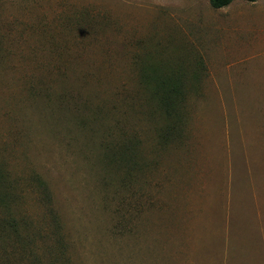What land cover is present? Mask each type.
<instances>
[{
    "label": "rangeland",
    "instance_id": "rangeland-1",
    "mask_svg": "<svg viewBox=\"0 0 264 264\" xmlns=\"http://www.w3.org/2000/svg\"><path fill=\"white\" fill-rule=\"evenodd\" d=\"M0 264H264V0H0Z\"/></svg>",
    "mask_w": 264,
    "mask_h": 264
},
{
    "label": "trees",
    "instance_id": "trees-1",
    "mask_svg": "<svg viewBox=\"0 0 264 264\" xmlns=\"http://www.w3.org/2000/svg\"><path fill=\"white\" fill-rule=\"evenodd\" d=\"M235 1H238V0H209L211 6L215 9H222V8L228 7ZM241 1L255 3L258 0H241ZM182 86L183 84L180 79L176 82L174 81H171L170 83L165 82V83H162L161 85V89L165 93L162 99V103H163L165 110L171 116L172 115L174 116V114H177L176 106L179 107L177 103H179L178 97H179V93L181 92ZM172 129H173L172 126L168 127L169 131H172Z\"/></svg>",
    "mask_w": 264,
    "mask_h": 264
}]
</instances>
